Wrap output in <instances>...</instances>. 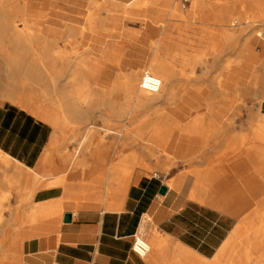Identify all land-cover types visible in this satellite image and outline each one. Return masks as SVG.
Returning <instances> with one entry per match:
<instances>
[{
  "label": "bare ground",
  "instance_id": "1",
  "mask_svg": "<svg viewBox=\"0 0 264 264\" xmlns=\"http://www.w3.org/2000/svg\"><path fill=\"white\" fill-rule=\"evenodd\" d=\"M83 7L86 12L82 11ZM182 8L185 10L180 8L178 0H0V104L9 102L17 105L51 125L55 132L54 146L62 144L57 133H65L67 116L79 124L83 120V109L95 107L99 111L96 121L102 125H88L79 143L81 149L88 151L90 144L99 142L102 128L123 118L130 103L133 109L151 112L148 115L151 120L145 121L146 128L167 130V139L174 135L175 130L181 131L180 135L176 131L174 140L159 144L156 150L165 154L172 152L184 163L198 159L210 162L216 155L218 166H242L239 173L246 177L240 186L234 185L232 189L235 190L228 195L222 194L227 185L220 178L228 175V171L220 170L215 179L210 178L213 173L206 177V174L198 172L193 181L183 175L168 185L186 199L213 206L239 218L236 229L212 261L195 260L196 264H222L229 254V264H237V257L249 261L254 254L264 252V226L255 228L253 219L251 225L246 222L247 218L240 219L244 209L253 206L255 194L264 195V181H256V171L246 170L247 165L253 162L254 157L250 153L253 148L238 156V148L233 142L228 152L223 151L228 137L233 139L237 123L234 119H243L244 116L237 111L233 117L224 120L225 116L211 114L216 110L214 98H203L209 93L208 85L196 83L180 87L175 82V68L178 64L191 68L199 64L208 65V57L213 56L223 67L222 76L227 68L228 73L236 78L264 80V0H191L188 8L183 3ZM205 8L210 9V13L204 14ZM82 15L86 17L85 30L79 32L84 39L83 46L94 50L98 56L90 62L97 89L89 90L82 99L85 107L76 100L68 104L69 98L78 100L79 89L67 92L65 86L68 72L71 80L78 76V64L70 55L69 48L77 45V24ZM179 22L187 24L178 25ZM134 25H141L144 30L131 28ZM163 47H166L164 51ZM257 48H260V53H257ZM228 50L237 52L234 60L224 59ZM176 60L178 63L175 64ZM243 64L247 66L241 75L240 66ZM107 65L116 68L114 87L106 80L111 78L110 72L103 70ZM145 75L160 78L162 87L157 93L143 90L141 83ZM246 81L241 85L246 86ZM179 88H183L181 95H178ZM121 92L128 99L121 98L117 106L116 95ZM107 94L109 100H114L108 104L115 117L113 124L102 113L106 109ZM255 99L264 100V84L254 92ZM184 111L186 115L198 118H188L182 128L184 121L173 116ZM246 111V125H252L256 117L264 123L260 107L252 106ZM207 116L208 122L202 118ZM207 124L213 130L204 131ZM106 132L119 134V137L123 135L122 130L113 128L106 129ZM176 141L179 145L175 144ZM187 143L195 145L190 149ZM207 143L212 145L204 146ZM122 156L126 165L127 159L130 161V167L125 171L130 177L138 169L169 175L167 163L171 162L168 157L171 155L151 156L149 160L160 165L153 168L136 152L128 154L125 150ZM84 159L81 155L76 166H84ZM119 162L115 159V166ZM0 164L7 169L13 167L19 175L29 173L1 151ZM119 172L120 169L115 167V175ZM83 174L85 172L79 175ZM42 178L41 173L35 172V193L43 188H58L61 184L58 177L48 183L40 181ZM63 213V200L36 203L29 214L19 217L18 228L20 231L31 230L28 237L54 232L62 223ZM21 244L22 241L17 246H8V253L0 256V264L17 262Z\"/></svg>",
  "mask_w": 264,
  "mask_h": 264
},
{
  "label": "crops",
  "instance_id": "2",
  "mask_svg": "<svg viewBox=\"0 0 264 264\" xmlns=\"http://www.w3.org/2000/svg\"><path fill=\"white\" fill-rule=\"evenodd\" d=\"M211 65L191 68L178 64L176 84L181 87L199 83L209 87ZM103 70L110 72L111 78L106 80L114 87L115 66L107 65ZM88 71L86 78L80 80L81 87L89 85L87 82L95 86L93 70ZM75 86H79L78 79ZM182 90L179 88L178 95ZM110 99L107 94L102 113L113 124L115 117L108 104L114 100ZM91 109L90 119L97 122L99 111L95 107ZM185 113L173 116L184 121L182 128L188 118H198ZM260 114L263 116L264 110ZM137 118L140 128H145L148 112L140 108ZM243 118L247 119V115ZM259 119L256 117V121ZM82 123L83 120L76 133L85 132L86 122ZM54 133L51 125L27 110L9 102L0 104V151L29 172L19 175L12 167L5 168L8 173L2 174L4 167L0 164V214L6 216V224L0 228V245L17 246L22 241V264H196V259L212 261L236 229L239 223L236 216L172 191L168 187V175L162 179L139 169L131 177L122 175L121 171L115 175L114 134L103 129L100 135L106 141L90 144L88 151L81 149L84 166L74 168L69 164L74 145L62 143L56 148ZM175 144L179 145L178 141ZM186 145L191 149L195 143ZM256 149L259 147L253 151ZM56 155L60 186L35 193V172L42 174V182H48L46 174L50 169L53 171ZM182 171L174 168L169 181L175 183ZM80 172L85 174L80 176ZM162 186L167 187L165 195L160 194ZM56 199L64 203L62 223L57 231L28 237L31 230H19L20 216L29 214L36 203ZM65 215H70V222H64ZM135 237L152 244L146 257L133 252ZM254 256L250 261L264 262L259 260L263 255Z\"/></svg>",
  "mask_w": 264,
  "mask_h": 264
},
{
  "label": "rangeland",
  "instance_id": "3",
  "mask_svg": "<svg viewBox=\"0 0 264 264\" xmlns=\"http://www.w3.org/2000/svg\"><path fill=\"white\" fill-rule=\"evenodd\" d=\"M182 1L183 0H178V4L180 6V8L182 10H185L182 8ZM191 3V1H190ZM189 3V4H190ZM188 4V5H189ZM187 5V8L189 7ZM83 12H86V8L83 7L82 8ZM204 14H208L210 13V9L205 8V10L203 11ZM86 17L85 15H82L80 18L79 23L77 24V28H78V35H77V45L72 48H69V53L72 56L73 59L76 58V65H77V70H78V76L76 79L79 80V86L77 87L79 89V97L78 100L75 98H69L68 99V104L72 103L74 100H76V102H78L80 104L81 107H85L86 103L82 102V99L85 98L87 92L89 90H92L93 88H96L95 86H91L90 82H87V86H83L81 87L80 85V80L81 78H86L87 73L89 72L88 69L90 68V62L94 59H97V52H95L94 50L89 49L87 46H83V37L81 36V34H79V32H83L85 30L86 27V21H85ZM187 22H179L178 25H186ZM131 26V25H130ZM129 26V27H130ZM131 28H134L135 30H139L142 31L144 30V28L141 25H134ZM166 49V47L162 48V51H164ZM191 48H189V51ZM172 47H170V52H172ZM189 51H187L189 53ZM261 50L260 48H257V53H260ZM187 53V54H188ZM235 50L232 51H226L224 54V59L227 60H234L235 57H237L235 55ZM164 55V54H163ZM209 62L212 64L211 65V71H210V77H211V84L210 86L207 88V91L209 93H207L206 96H203V98H214V104H215V109L214 111L211 112V114H220L221 116H225L224 120L227 117H233L237 111H240L241 114L240 116H246L247 115V109L249 107H260V111L264 110V100L261 99H255L253 100V94L254 92L258 91V89L264 84V80H260L258 79H250L248 81H246L245 79H243L241 76L239 78H236V76H231L228 72L229 69L226 68V74L225 75H221L222 73V69L223 67L221 66L220 68V64H218V60L213 57V56H209L208 57ZM180 61V60H179ZM178 63V60L175 61V64ZM241 65V64H240ZM247 65L243 64L240 69V73L242 75V73H244L245 68ZM220 68V69H219ZM264 71V70H263ZM101 72V71H100ZM260 74L262 73V71L260 70L259 72ZM76 79L75 80H71L69 78V72L66 75V80H65V86H66V91L68 92L71 89L76 88L75 83H76ZM95 79V78H94ZM96 80V79H95ZM246 81L247 85L243 86L241 85L242 82ZM97 89V88H96ZM116 97L118 98V100L116 101L117 106H119L120 102L119 100L122 98H125V100L128 99L127 95H123L121 93H118L116 95ZM128 107L127 110L125 111V115L124 116H130V118H120L119 121H116L114 125H110L109 124V128H113V130L115 131H123V135L122 137H119V134L114 135V143H115V148L116 150L114 151V158L116 160H120V164H116V168L120 169L122 175L129 177V175L125 172L127 168L130 167V161L128 160V163L126 165V163H124L123 159V154L125 153V150H123L124 147L127 148L128 154L132 153V152H136L139 156H141L142 158H144L145 162L148 164V166L150 167H155L154 164H156L155 161H150L149 158L151 156H167V155H171L168 156L171 159V162L167 163L169 166V175H168V185L172 184L169 181V177H170V173L171 171L175 168H181L183 169V171L180 173L181 176L185 175L187 176L189 179L196 180V173H202V174H206V177L209 176V174L213 173L212 176H210L211 179H215L218 178L216 175L217 172H220V170H222L221 172L224 171H228L229 174L228 175H223L222 178L223 181H225V184L227 186H225L223 188L222 194L228 195L231 194L234 190L232 189L233 186L236 184L238 186H240L242 184V180L245 179L243 174H240L239 171H241L243 169L242 166L239 167H226V166H218L217 163H215V157L216 155L212 156V160L209 162L207 160L204 159H198L195 160L191 163H184L182 161H179L176 158V155L173 154L172 152H168V154H165L164 152H161L159 150H156L155 148L162 143L165 142H171L172 140H174V135H176V131L174 132V135H172L171 137H169L167 139V135H166V131L167 130H153V129H148L143 127L142 129L139 126V121H138V111L139 109H133L132 106H130L131 104L128 103ZM86 108H84V112L82 113L83 116V121L85 124L86 122V126L90 124H95L96 126H99L101 124H97V122H95V120L92 122V120L90 119V115H92V109L89 110H85ZM151 112H148V115ZM212 116V115H211ZM212 118V117H211ZM210 118V120H211ZM214 119V118H213ZM97 120V119H96ZM151 120V118H147L145 121L149 122ZM205 121H209V118L205 119ZM234 121H237L236 123V130L234 131L233 134V139H228L226 140V144L223 145V151L224 152H228L229 151V146L231 145V143L233 144V142L236 144L238 150H237V154L238 156L243 155L245 152L248 153L250 151H247L250 147L252 148H258L259 150H252V155H253V162L251 165H247L246 170L248 171H256V181H264V123L260 122L259 120H257L255 122V124L253 125H246V119H234ZM84 126V125H83ZM206 127L204 128V131L208 132L209 130H213L212 126H208L205 125ZM81 123L79 122V124H76L73 119L70 118V116H67V123H66V131L64 134H58L60 142L67 144V145H74V150L72 153V156L69 159V164L72 165V167L76 168V161L78 160V158L82 155V150L81 147H79V143L80 140L82 138V133L79 131L78 133H76V128L80 129ZM102 128V127H101ZM108 126L104 127L102 129L106 130L109 129ZM102 132V130H101ZM117 133V132H116ZM135 140V141H134ZM106 139L103 138V136H100L99 139V143L100 142H105ZM199 143H197L196 145H198ZM212 143L210 144H206L204 146H211ZM228 146V147H227ZM258 146V147H257ZM56 148L57 145H56ZM129 148V149H128ZM139 148V149H137ZM158 152V153H157ZM154 158V157H152ZM53 164H54V168L53 171H51V169L48 171V173L46 174V177L48 180V182L54 181L57 176H58V168H57V155L55 158H53ZM118 162V161H116ZM235 168V169H234ZM234 169V170H233ZM136 171V170H135ZM134 171V173H135ZM232 172V173H230ZM236 172V173H235ZM1 173L2 174H7L8 171L5 170V167L1 169ZM149 176H154L155 172H149L148 173ZM159 176H161L162 179H165L163 174H159ZM42 179H40L41 181ZM46 182V183H48ZM232 184V186L230 187L229 184ZM229 186V187H228ZM193 187V186H192ZM256 196L253 199V206L251 208H245L244 212L242 213V217H240V219H242L243 217L247 218L246 222L250 223L252 222V219L254 221L255 224V228H260L262 226H264V218L262 217V215L264 214V195L263 194H255ZM252 200V199H251ZM252 202V201H251ZM238 218V217H237ZM239 219V218H238ZM6 224V216H4L3 214H0V228ZM251 225V223H250ZM150 244V243H149ZM2 247V248H1ZM0 247V256L2 257L4 254H7L8 252H6L8 250V247ZM255 256L260 255L262 257H259V260H264V252H258V254H254ZM253 255V256H254ZM255 256L253 258H255ZM18 257L19 259L17 260V262H12V263H7L4 262L2 264H22L23 262V256L22 253H18ZM230 257L231 255H227L225 261L222 264H229L230 261ZM243 260V259H242ZM237 264H264V262H252V261H245V259L243 260V262H241L240 257H237Z\"/></svg>",
  "mask_w": 264,
  "mask_h": 264
},
{
  "label": "built area",
  "instance_id": "4",
  "mask_svg": "<svg viewBox=\"0 0 264 264\" xmlns=\"http://www.w3.org/2000/svg\"><path fill=\"white\" fill-rule=\"evenodd\" d=\"M190 1L191 0H183L182 3L184 6H187L190 3ZM141 86L143 90L148 93H157L162 87V82L160 78L154 75H145L142 79ZM154 176L158 178L161 177L157 174H155ZM132 250L137 255L141 257H146L148 253L151 251V245L146 239L142 237H135Z\"/></svg>",
  "mask_w": 264,
  "mask_h": 264
},
{
  "label": "water",
  "instance_id": "5",
  "mask_svg": "<svg viewBox=\"0 0 264 264\" xmlns=\"http://www.w3.org/2000/svg\"><path fill=\"white\" fill-rule=\"evenodd\" d=\"M166 192H167V187L162 186L161 189H160V194L165 195ZM70 220H71L70 215H65V217H64V222H65V223H68V222H70Z\"/></svg>",
  "mask_w": 264,
  "mask_h": 264
}]
</instances>
